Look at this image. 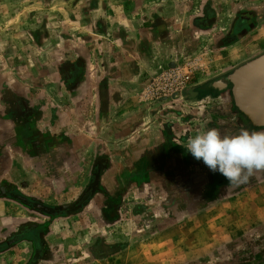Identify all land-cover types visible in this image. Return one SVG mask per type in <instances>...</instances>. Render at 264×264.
<instances>
[{"label": "crops", "instance_id": "crops-1", "mask_svg": "<svg viewBox=\"0 0 264 264\" xmlns=\"http://www.w3.org/2000/svg\"><path fill=\"white\" fill-rule=\"evenodd\" d=\"M234 1L0 0V264H179L264 235V172L228 186L182 145L264 131L224 78L264 53V3ZM207 50L209 76L143 94Z\"/></svg>", "mask_w": 264, "mask_h": 264}, {"label": "clouds", "instance_id": "clouds-1", "mask_svg": "<svg viewBox=\"0 0 264 264\" xmlns=\"http://www.w3.org/2000/svg\"><path fill=\"white\" fill-rule=\"evenodd\" d=\"M182 145L212 172L221 174L228 186L238 187L264 172V131L241 129L233 135L213 127L201 130Z\"/></svg>", "mask_w": 264, "mask_h": 264}, {"label": "rangeland", "instance_id": "rangeland-1", "mask_svg": "<svg viewBox=\"0 0 264 264\" xmlns=\"http://www.w3.org/2000/svg\"><path fill=\"white\" fill-rule=\"evenodd\" d=\"M261 1L264 3V0ZM241 2H243V0H235L233 3L241 4ZM254 4L255 3H252L251 5L255 6ZM241 26L245 27V24L243 23ZM241 51H244V49L238 52L240 53ZM238 54H231L230 59L237 57ZM223 59L225 60V56L220 54L216 55L211 50H207L200 55V58H190L179 64L181 66H186L184 69L185 72L192 74V78L194 79L198 75H204L205 77L209 76L208 74L212 72V69H214L218 63H221ZM224 244L223 246L203 247L196 261L194 257H188L187 261L179 264H264V235L257 236L250 245L241 240V238L225 240ZM190 251L191 249L188 247L187 252L190 253Z\"/></svg>", "mask_w": 264, "mask_h": 264}, {"label": "water", "instance_id": "water-1", "mask_svg": "<svg viewBox=\"0 0 264 264\" xmlns=\"http://www.w3.org/2000/svg\"><path fill=\"white\" fill-rule=\"evenodd\" d=\"M234 83L237 105L264 124V56L243 67Z\"/></svg>", "mask_w": 264, "mask_h": 264}, {"label": "built area", "instance_id": "built-area-1", "mask_svg": "<svg viewBox=\"0 0 264 264\" xmlns=\"http://www.w3.org/2000/svg\"><path fill=\"white\" fill-rule=\"evenodd\" d=\"M185 67L177 64L162 69L151 78L143 94L151 99L168 98L181 94L193 79L192 74L185 72Z\"/></svg>", "mask_w": 264, "mask_h": 264}, {"label": "flooded vegetation", "instance_id": "flooded-vegetation-1", "mask_svg": "<svg viewBox=\"0 0 264 264\" xmlns=\"http://www.w3.org/2000/svg\"><path fill=\"white\" fill-rule=\"evenodd\" d=\"M264 56V53L261 54L260 57H263ZM257 59V58H256ZM255 59H252V60H249L243 64H239L238 66H235L234 68L230 69L224 76V78L227 80V81H230V82H235L236 79L238 78V74L240 72V70L245 67L248 63H250L251 61H253ZM235 85V83H234ZM231 93H232V96L234 97L235 95V98H237V95L233 94V84L231 83ZM235 89V88H234ZM239 119H238V122H241L243 125H247L249 128H254V127H257V126H261L263 127L264 124H260L259 122H257L255 119H253L245 110L241 109L240 108V112H239Z\"/></svg>", "mask_w": 264, "mask_h": 264}]
</instances>
